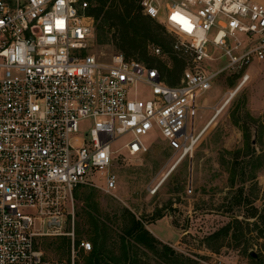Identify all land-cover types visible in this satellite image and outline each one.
I'll return each instance as SVG.
<instances>
[{
    "label": "built area",
    "instance_id": "obj_1",
    "mask_svg": "<svg viewBox=\"0 0 264 264\" xmlns=\"http://www.w3.org/2000/svg\"><path fill=\"white\" fill-rule=\"evenodd\" d=\"M140 7L186 61L176 85L120 53L104 60L92 53L96 28L85 0H0V264H77L79 250L89 253L92 244L74 234L75 191L115 190L114 159L146 153L143 139L152 131L170 151L191 152L198 96L221 71L264 62L258 3L141 0ZM208 44L219 57L206 53ZM148 51L163 55L158 46ZM218 58L225 66L212 71ZM248 79L242 75L240 85ZM138 88L148 94L138 96ZM68 217L71 230L62 233ZM61 236L70 238L69 253L52 258L41 242Z\"/></svg>",
    "mask_w": 264,
    "mask_h": 264
},
{
    "label": "rangeland",
    "instance_id": "obj_2",
    "mask_svg": "<svg viewBox=\"0 0 264 264\" xmlns=\"http://www.w3.org/2000/svg\"><path fill=\"white\" fill-rule=\"evenodd\" d=\"M104 31L95 30L91 50L103 60L116 52L110 41L112 34L106 38ZM163 31L159 35L166 43L163 55L156 57L148 52L151 63L146 65L156 68L166 79L167 72H172L173 79L167 83L176 85L181 70L187 65L185 59L171 52L174 39ZM206 53L220 56V52L209 44ZM224 66L223 59L218 58L209 69L217 71ZM244 74L249 75V79L240 85ZM136 92L138 96L148 94L144 88H138ZM198 97L193 125L196 139L191 152L181 156L170 151L163 139L152 131L143 139L148 147L146 153L134 157L120 154L114 159L111 171L117 178L115 190L105 193L87 186L77 189L75 222L79 221L76 213H82L84 209L82 199L90 192L94 194L93 202L97 203L99 213L107 215L110 232L106 236L104 254L120 253L123 224L120 215L122 209H128L136 219H141L145 228L157 221L152 218L158 213L166 218L165 222L156 224L154 230L171 242L178 237L176 246L166 245L175 256L173 264H211L215 257L222 264H251L243 252L246 247L264 255V239L258 238L254 230L245 234L247 243L236 248L228 239L219 248L212 244L211 250L205 244L208 235L231 220L253 222L264 214V62L221 71L211 89ZM122 143L124 139L116 141L113 148ZM99 180L96 183L103 185ZM254 210H257L256 216L250 218ZM257 224L260 230L264 228L260 221ZM67 231L66 220L61 232ZM77 238L91 243L88 235ZM47 240L56 242L60 237ZM138 249L137 257L144 264L164 263L146 249ZM156 249L161 251L160 247ZM90 253L79 250L77 264H85ZM47 254L52 258L67 256L52 250Z\"/></svg>",
    "mask_w": 264,
    "mask_h": 264
},
{
    "label": "trees",
    "instance_id": "obj_3",
    "mask_svg": "<svg viewBox=\"0 0 264 264\" xmlns=\"http://www.w3.org/2000/svg\"><path fill=\"white\" fill-rule=\"evenodd\" d=\"M87 2L89 3L88 14L94 19L96 30H105L106 38L111 33L110 41L116 53L122 54L126 60L149 64L151 61L147 56L148 46H158L162 50L166 47L164 40L159 37L163 28L142 15L140 0H87ZM102 39L105 40V37L103 36ZM172 79L173 73L167 72L165 82L169 81L170 83ZM77 191L74 193L75 199H77ZM93 195V192H90L83 197L84 209H82V213L75 215L79 221H74L76 240L77 236L88 235L93 247L90 255L85 259V264H144L137 257L139 247L151 252L158 259L164 260L163 264L175 262V256L170 254L171 250L156 240L145 228L141 219H136L128 209H122L120 215V220L123 222L122 235L119 237L120 253L115 255L109 251V255L104 254L106 236L110 232L107 226L108 218L106 214L99 213L97 203L93 202ZM256 213L257 210L250 213V218H255ZM162 217L163 215L158 213L152 220ZM257 218L258 221L253 222L231 220L205 238L206 247L211 250V246L214 244L219 248L228 239L234 243L233 247L236 248L241 243H247L245 234L253 230L256 231L258 238L264 239V228L260 230L257 224L259 221L264 224V214ZM67 221V232H70V217L67 218ZM77 241L79 242V240ZM41 247L46 253L52 250L63 256L70 249V238L60 237V240L56 242L45 239L41 242ZM157 247L161 248L160 252L157 251ZM243 252L251 264H263L264 255L261 251L252 256L253 251L247 250L246 247Z\"/></svg>",
    "mask_w": 264,
    "mask_h": 264
},
{
    "label": "crops",
    "instance_id": "obj_4",
    "mask_svg": "<svg viewBox=\"0 0 264 264\" xmlns=\"http://www.w3.org/2000/svg\"><path fill=\"white\" fill-rule=\"evenodd\" d=\"M252 2H255V3H258L260 5H262L264 7V0H250ZM166 221V218H161L160 220H157L155 221V223H151L149 224L148 226H146V229L149 231V233L156 239L158 240L159 242H161L162 244H165V245H168V246H176L178 244V237H177V240L174 241V242H171V240H168V239H164L160 236H158L156 234V231L154 230V227L156 224L160 223V222H165ZM167 226L169 227L168 225V222H166ZM172 230V228H170ZM173 231V230H172Z\"/></svg>",
    "mask_w": 264,
    "mask_h": 264
},
{
    "label": "snow or ice",
    "instance_id": "obj_5",
    "mask_svg": "<svg viewBox=\"0 0 264 264\" xmlns=\"http://www.w3.org/2000/svg\"><path fill=\"white\" fill-rule=\"evenodd\" d=\"M61 2H63V0H61ZM171 19H173L174 22L180 23L185 31H192L191 23L186 18L182 17L180 14L174 13ZM60 24L61 22L57 21V25L59 26ZM46 31H50V29H46Z\"/></svg>",
    "mask_w": 264,
    "mask_h": 264
},
{
    "label": "water",
    "instance_id": "obj_6",
    "mask_svg": "<svg viewBox=\"0 0 264 264\" xmlns=\"http://www.w3.org/2000/svg\"><path fill=\"white\" fill-rule=\"evenodd\" d=\"M170 254L172 255V254H173V251H171V253H170ZM251 255H252V256H254V253H251Z\"/></svg>",
    "mask_w": 264,
    "mask_h": 264
}]
</instances>
